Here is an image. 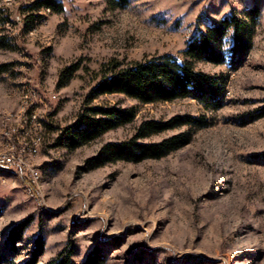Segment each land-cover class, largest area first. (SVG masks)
<instances>
[{
    "label": "rangeland",
    "instance_id": "rangeland-1",
    "mask_svg": "<svg viewBox=\"0 0 264 264\" xmlns=\"http://www.w3.org/2000/svg\"><path fill=\"white\" fill-rule=\"evenodd\" d=\"M35 1L0 0V38L7 45L0 49V65H7L0 113H18L28 86L45 126L35 160L37 194L20 174L0 168V264H55L67 246L75 248L77 264L96 247L103 264H264V0H127L126 6L56 0L62 11L43 9L32 24L24 8ZM254 6L261 17L253 47L237 69L192 61L197 70L227 78L222 108L209 110L195 99L143 104L103 95L92 104L134 107L135 121L75 149L54 145L112 62L127 66L163 55L183 61L201 31ZM76 64V75L58 87L61 71ZM185 114L206 117L208 125L144 139L191 135L165 158L89 166L105 144L130 139L142 121ZM27 218L13 240L10 233ZM39 236L44 249L34 260Z\"/></svg>",
    "mask_w": 264,
    "mask_h": 264
},
{
    "label": "trees",
    "instance_id": "trees-1",
    "mask_svg": "<svg viewBox=\"0 0 264 264\" xmlns=\"http://www.w3.org/2000/svg\"><path fill=\"white\" fill-rule=\"evenodd\" d=\"M120 1L122 6H126L127 0ZM43 9L60 12L62 5L56 0H37L27 5L24 11L30 14L31 23L34 24L40 18L39 12ZM260 17V7L254 6L245 10L241 17L231 14L218 23H212L188 42L183 61H179L173 55H163L127 66H122L116 61L112 62L110 66L104 68L101 79L89 91L84 108L76 121L60 130L54 145L75 149L99 139L108 131L135 121L137 110L134 107L92 104L103 95L122 94L143 104L195 99L206 109L222 108L227 78L224 75L197 70L192 61H204L216 65L227 63L233 70L237 69L253 47ZM1 39L0 49L7 46ZM227 42L231 45L225 50ZM6 67L7 65H0V74L6 71ZM79 69L80 65L76 64L61 71L58 87L66 86ZM260 116H264V108ZM185 125L204 128L208 125V120L206 117L189 114L176 115L166 121L144 120L130 139L105 144L99 154L88 161V164L91 168H98L117 161L141 163L146 160L163 159L188 145L191 142V135L181 132L159 142H145L144 139ZM29 220L27 218L15 226L10 233L13 240L21 238ZM43 249L44 240L39 236L36 238L34 260ZM75 254L74 247H65L58 254L55 264H77L74 260ZM105 261L106 257L96 247L81 264H103Z\"/></svg>",
    "mask_w": 264,
    "mask_h": 264
},
{
    "label": "built area",
    "instance_id": "built-area-1",
    "mask_svg": "<svg viewBox=\"0 0 264 264\" xmlns=\"http://www.w3.org/2000/svg\"><path fill=\"white\" fill-rule=\"evenodd\" d=\"M23 102L18 113L1 112L0 117H5L4 133H0V141L11 140V148L0 157V168L18 170L24 182L31 189V194H37L36 175L40 168L32 160V152H41L42 146L36 145V137L44 134L45 126H39L36 116V94L24 86ZM17 126H24V133H29L30 145L17 142Z\"/></svg>",
    "mask_w": 264,
    "mask_h": 264
},
{
    "label": "bare ground",
    "instance_id": "bare-ground-1",
    "mask_svg": "<svg viewBox=\"0 0 264 264\" xmlns=\"http://www.w3.org/2000/svg\"><path fill=\"white\" fill-rule=\"evenodd\" d=\"M46 11H50V10H46ZM23 88H24V86H23ZM29 90L32 91L31 89H29ZM22 96H23V91H22ZM36 116H37V121H38L39 126H44V122L42 121V118L38 112V108H36ZM0 118H1V124H2V132L1 133H4L5 117H0ZM17 134H21V135H17V142L18 143H21L22 145H30L29 133H24V126H17ZM43 136H44V134L36 137V145L37 146H42L43 139H44ZM0 146L2 147L1 152H0V157H3L5 155V152L8 151L9 148H11V140L1 141ZM39 153L40 152H32V160H36L39 156ZM35 166H37V165H35ZM4 169L10 170L16 175L18 174V170L9 169V168H4ZM40 178H41V170H40V174L36 175V184L40 180ZM27 189L29 191H31V189H29L28 185H27Z\"/></svg>",
    "mask_w": 264,
    "mask_h": 264
}]
</instances>
